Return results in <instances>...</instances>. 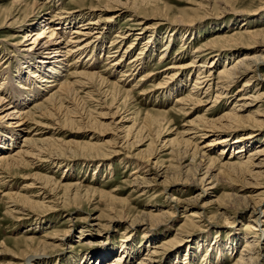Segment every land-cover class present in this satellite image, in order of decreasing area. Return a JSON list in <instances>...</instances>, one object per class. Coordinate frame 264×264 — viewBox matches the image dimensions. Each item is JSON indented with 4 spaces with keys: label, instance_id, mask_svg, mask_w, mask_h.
Here are the masks:
<instances>
[{
    "label": "rangeland",
    "instance_id": "rangeland-1",
    "mask_svg": "<svg viewBox=\"0 0 264 264\" xmlns=\"http://www.w3.org/2000/svg\"><path fill=\"white\" fill-rule=\"evenodd\" d=\"M106 1L109 7L99 17L100 13L96 11L92 15L87 14L92 6L97 5L90 0H0V86L6 84L2 94L7 101L13 98L8 88V77L17 79L20 67L26 66L23 63L24 53L20 51L24 49L22 44L26 45L23 41L26 31L31 30L27 27L37 28L43 25L45 19L52 21L49 23L52 28H60L63 25L57 24H64L65 30L59 31L61 37L65 36L64 42L80 36L71 34L80 22L85 25L87 21L100 20L99 26H92L90 31L92 34L101 33L98 34L100 41L86 52L68 59L65 80L71 83L74 79L70 75L85 70L86 73H100L106 81L132 93L130 105L123 103L122 94L120 102L114 103L112 89L97 87L100 89L97 92V88L93 87L74 99L70 97V104L63 103L60 107L58 104L48 105L47 110L51 111L46 112L53 117L46 114L41 116L45 112L42 111L40 115L38 113L31 117L30 124L20 128L22 134L15 146L26 144L23 142L24 136H32L38 141V146L45 141L48 145L40 151L44 159L36 157L35 147L32 154L28 153L23 158L24 166L8 170L0 167V264H27L26 258L21 255L30 249L41 253L33 264H88L89 255H96L97 261L94 256L93 264H105L120 255L123 247L125 251L121 264L143 263V259H148L155 250L156 254L152 255L154 264H205L202 254L208 246L210 250L214 249L207 260L208 264H235L239 253L245 254V240L242 239L245 232L242 230L249 218V211L239 210L229 220L214 216L219 203L228 201L223 194L234 195L240 203L262 198L257 211H264V154L256 153L264 149V99L255 103L249 101L264 92V65L256 73L258 80L254 79L252 86L243 87L247 77H237V82L228 87L230 94L217 100L215 96L221 84L216 78L226 64L229 69L231 65L254 56L255 49L264 48V0ZM111 15L114 18L107 21ZM128 17L133 21H128ZM246 31L257 34L245 35L238 40L231 37ZM212 40L216 41L217 57L198 56L196 52ZM163 51L168 57L161 61ZM167 67L173 69L168 70ZM199 67L212 71L211 82L203 90L200 87L198 92L202 102L181 105L182 102H176L177 96L185 97L197 92L193 87L202 80L196 78L203 76ZM171 75L173 79H169ZM16 81L14 85L25 83ZM168 85L169 91L161 89ZM208 86L210 90L206 92ZM32 88L27 91L28 95H33ZM244 89L247 90L246 96L242 95ZM28 95L24 97H27L26 100L30 99ZM44 96L45 93L35 104L44 103ZM241 96H248L249 100L245 102L252 105L241 111L236 107V116H230L233 106L242 103L239 100ZM32 104L30 100L21 107L31 112ZM180 107L186 111L178 112ZM126 109L128 111L123 113ZM58 110L61 112L58 113ZM158 112L166 113V119L171 123L154 144L148 145L159 130L154 126L152 129L147 127L144 118L150 113L157 121L160 118ZM201 117L206 122L200 121ZM6 122L0 120V129L6 127ZM131 127L132 130H129ZM195 128L197 130H192ZM137 131L138 137H144L139 143H135L131 137ZM192 131H201L203 137L197 138L200 135L195 136ZM126 134H129L127 139ZM226 136L231 142L242 138L250 140L246 139V148L237 154V157L240 156L237 160H227L233 156L234 150L230 148L225 147L222 151L219 145L206 146L215 138L217 143L218 139ZM185 139L196 144L210 160L217 159L221 164L227 161L246 163L247 169H241V176L229 178L221 175L218 184H214L213 178L210 180L212 184L207 185L208 188L213 185L208 190L210 195L194 203L191 200L198 195L199 189L197 184L188 183L192 178L191 172L188 173L189 181L183 183L187 169L176 170L179 155L175 151L179 150L177 145L181 147ZM51 140H55L62 153L56 146H50ZM130 143H134V146L128 147ZM152 147L157 151L149 159L151 167L156 163L161 167L169 166L167 176L170 180L167 185H163L162 179H159L148 188L137 189L133 186V178L150 180L152 176L148 168L135 175L132 172L136 166H141L139 159H145ZM47 155L58 157L49 162ZM249 160L251 164H247ZM190 161L188 157L184 164ZM217 173L214 171L212 176ZM44 177L52 180L48 188L60 182L71 191L65 193L62 189L53 192V198L44 200L42 207L38 204L35 206L41 202L35 195L41 196L40 183L44 182ZM73 186H82L83 190H88V194L82 192L80 196L84 193L83 197L71 200ZM26 197L35 203H23ZM14 204L24 206V216L8 213ZM203 204L204 208H197ZM193 212L198 215L203 212L198 224L181 227L189 215H194ZM139 214L151 215L149 221L136 223L134 217ZM160 217L166 218L157 220ZM213 238L218 241L214 246ZM260 239L264 242V233L260 234ZM52 241L53 246L44 247V242ZM170 241L169 245H162ZM200 241H207L203 248L198 246ZM153 244L160 246V249L150 251ZM105 251H110L111 256L103 261L99 253ZM148 253L149 256L146 255ZM217 253L222 255L220 261H216ZM259 257L256 264H264V251Z\"/></svg>",
    "mask_w": 264,
    "mask_h": 264
},
{
    "label": "bare ground",
    "instance_id": "bare-ground-1",
    "mask_svg": "<svg viewBox=\"0 0 264 264\" xmlns=\"http://www.w3.org/2000/svg\"><path fill=\"white\" fill-rule=\"evenodd\" d=\"M90 1H92V2L94 1L97 3L96 6H92V7L90 6L91 9H89V12H87V14L89 13L90 15H92V13H94L96 11V12L101 14V15L98 14V16L100 17V16H102L104 10H107V8L109 7V3L106 0L105 1L104 0L103 1L90 0ZM101 2H102V4H101ZM109 2H110V0H109ZM17 3H19V1H17ZM113 18H114V15H111L106 20L109 21ZM127 20L133 21L132 19H130V17H128ZM43 22H44L43 25H41V26L39 25L37 28H36V26L35 27L34 26L27 27L28 29L31 28V30L26 31V33L24 35V39H23V41H24V43H26V45L24 46V44H22L24 49L20 51V53L21 52L24 53V56H23L24 62L23 63L26 66L20 67V70L18 71L20 74H18V76H16L17 79L14 80L12 78V76L8 77V81H9L8 88L13 93V96H12L13 98L12 99L10 98L7 101L6 100L7 98H4V96L2 94V90L5 91V85L6 84L2 83V85L0 86L1 87L0 88V120H6L7 121L5 123V124H7L6 127L5 128L3 127L2 129H0V152L5 151L4 153H0V167H3V168L6 167L5 170L6 169L8 170V169L13 168V167L19 168L20 165L24 166L25 161H23V158L26 157V155L28 153L32 154L35 147L37 148V150L35 149V151H37L36 157H41L44 159V156H43V154H40V151L43 150V146L45 147V145H48V144H46V141L41 142L42 144H40L38 146L37 145L38 141L34 140L32 136L30 138H28V136H24L23 142L26 143L25 145L23 144V145L17 147V146H15V144L17 143V138L22 134V130L20 128L24 125L30 124L29 120L31 119L32 116H34L35 114H38V113H39L38 115H40L42 111H45V112H43V114H41V116L44 114L52 116V114L46 112V111H48L47 110L48 105H57L58 104L60 107V106H62L63 103L70 104V103H68L70 97H72L74 99V97H76V95L81 94L83 92L87 93V91L93 87L112 89V91H113L112 95L114 98V100H113L114 103L119 101L120 94H122L121 97L124 98L123 99L124 104L130 105V102L132 100V98L130 96V94H132V93L129 90H127V91L122 90L120 88H123V87H118L116 84H113V83L106 81L100 73L99 74L90 73V72L86 73L84 70L83 73L78 72V73H74V74L70 75V77H72L74 79V81L72 80L71 83L67 82V80H65L67 78L66 72L68 70H66V67L68 64L66 65V62H68V59H70L73 55H76V54L80 55L84 51L86 52L90 47L94 46L96 43H98L100 41L99 38L101 36H99V35L101 33H93L92 34L90 32L92 29L91 28L92 26H95V25L99 26L100 20L94 19L91 21H87L85 23V25L83 24V22H80V24L77 25L76 28H74L76 30H73V32L71 33V34H80V36L74 37V39L70 40L69 42H64L65 36H63V37L60 36L59 31H62V29L65 30L64 24L59 23V25L57 24V26L63 25V27L52 28L49 24L52 21H48V19H45ZM39 27H41V29L36 32V30H38ZM95 28H97V27H95ZM46 31H48V32L46 33ZM78 32H80V33H78ZM81 32H84V33H81ZM255 34H257V33L256 32L251 33L249 31H246L245 33H235V35H232L231 37H232V39L238 40L245 35L254 36ZM66 40H68V39H66ZM118 40H120V39H118ZM118 40H117V42H118ZM28 41H30V42H28ZM215 43H216L215 40L210 41L208 44H205V46H206L205 48H201L200 50H198L196 52V54H198V56H212V57L216 58L217 54H219V53H217L218 50H215L217 48L214 45ZM112 46H113V44H112ZM115 46H116V42H115ZM116 52L118 53V51H116ZM109 53H108V55H109ZM255 53H254V56H252L250 59H247V60L244 59L243 61L241 60L239 63L237 62L238 64L231 65V68H229V69H228L229 65L226 64V66L224 67V70L221 71V73L218 74V76L216 78L218 80V82H220V84H221V88L219 89V90H221V92H219V90L217 91L216 96H215V100H217L223 96L225 97L230 91V89H228V87L231 84L236 83L239 78H242L245 76L247 77L246 82L243 84V87H245V88L252 86L254 79L258 80V78L256 77L257 76L256 73L264 65V48L255 49ZM140 54L143 55V53H140ZM167 57H168L167 54L165 53V51H163V53L160 55V60L161 61L166 60ZM109 58H110V56H109ZM107 60H108V58H107ZM77 61H78V59H77ZM117 64L118 63H115V65H117ZM224 64H225V62H224ZM119 65H120V63H119ZM190 66H192V65H189V67ZM88 67H89V65H88ZM80 68H82V66ZM199 68H201V70H199V72L202 71L200 74L203 76L196 78L199 81L202 80L200 83H195L196 87H193L197 90V92H196V94L187 95L185 97H183V95L177 96L176 102H180V104L182 102L183 104H181V105H184V103H188L189 105H197V104H200L202 102L201 99L199 98L198 92H200L201 88H202L201 90H203L208 85V83L211 82V80H212L211 79V77H212L211 72L212 71L210 69L209 70L208 69L203 70L202 69L203 67H199ZM172 69H173V67L168 68V70H172ZM172 77L173 76L171 75V77H169V79H171ZM237 77H239V78L236 80ZM37 78H39V79L36 80ZM200 78H202V79H200ZM16 80H19V82L21 81V82H25V83L21 84V85H14V84H17ZM262 80L264 81V77H262ZM4 82H5V80H4ZM36 82H37V84H36ZM194 82H196V81H194ZM255 86H257V85H255ZM30 87H33L32 88L33 95L30 94L31 96L28 95L29 92H27L28 90H30ZM55 87H57V89H54ZM160 88L161 87H159L157 89H160ZM161 89L166 90V92H167L170 90V85L166 86V88L164 87ZM198 89H199V91H198ZM208 90H210L209 86L205 89V91L208 92ZM226 90L228 91L227 93H226ZM93 91H94V89H93ZM96 91L99 92L100 89L97 88ZM242 91L244 93L242 95L246 96L247 90L244 89ZM44 93H45L44 97H46V98H44V103H38L37 102V104H35V101H37V99L39 97H41L42 94H44ZM15 94H16V96H14ZM27 95L30 98L28 100H26L27 97L24 98ZM84 96H86V95H84ZM245 96H241L240 99L238 98L240 100V102H242V103L238 106H237V104H235L233 106V109L231 111L230 116H236V112H235L236 107H239V110L241 111L242 109L245 110L248 106L252 105L251 104L252 102L255 103V102L262 101V99H264V92L260 93L255 98L252 97L251 100H249L247 98L248 96L247 97H245ZM77 98H78V96H77ZM30 100H31V102L34 103V104H32L33 110H31V112L28 110L26 111V110H24L23 107H21L22 105L24 106V103L26 104V102H28ZM245 100L246 101L249 100L251 103H246ZM214 102H216V101H214ZM236 103H238V102H236ZM71 105H72V103H71ZM54 107H56V106H54ZM181 107L178 109L179 110L178 112L184 113L186 110L184 108H181ZM49 108H52V107H49ZM65 108H67V107H65ZM74 108H76L75 105H74ZM118 110H119V108L116 110L115 113H117ZM189 110L191 111V109H189ZM50 111H48V112H50ZM127 111H128V109L124 110L123 113H126ZM28 112H30V113H28ZM60 112H61V110H58V113H60ZM158 113L160 114V112H158ZM186 113H188V112H186ZM186 113H185V115H186ZM67 116H69V115H67ZM159 116H160V118L157 121H154L153 116L150 113L146 114V116L144 118V123L147 127H151L150 129H152V127L154 126V127L158 128L157 130H159L157 132L156 136H154V138L151 139V141L148 145L154 144L155 140L160 138L164 129H166L167 126L171 123V121L166 119V117H167L166 113H162ZM83 118H84V116H83ZM200 119H201L200 121H205L204 118H202V117ZM207 124H209V123H207ZM211 125H213V124L211 123ZM132 128L133 127H131V129H129V130H132ZM141 128H142V126H141ZM192 130H197V129L195 128ZM26 133L29 134L28 131ZM137 133H139V132L137 131L134 135L132 134L133 136H131V137H133V139H134L133 141L135 143H139L140 141H142V139H144V137H140V136L138 137ZM192 134H194L195 136L200 135L199 137L197 136V138L203 137V133L201 134V131H197L195 133L193 132ZM128 136H129V134H126L125 139H127ZM180 136L183 137L184 135H180ZM146 138H147V136H146ZM246 139L247 138H242V139H237L234 142H231L230 138L228 136H226V137H222V138L218 139L219 141L217 143H216L217 139L215 138L214 140L209 142L206 146L211 147V146L219 145V146H221L222 151L225 147L227 149L230 148L231 150H234L233 156L228 158L227 160H235V159L237 160V158H240V156L237 157V154H241V152H243L246 148V142H247V140H249V139H247V140ZM49 143H51V145H50L51 147L56 146L55 140H51ZM179 145L180 144L177 145V149H179V150L175 151L178 153L177 155H179V158L177 159L178 164L176 166V168H177L176 170L182 171L184 169H187L185 171V173H187V174L185 177V181H183V183H187L186 180L189 181L190 177L188 178V173H189V171L191 172L192 178H191V181H189L188 183L194 184V185L197 184L198 189H199L198 195H196V197H194L191 200V201H194V203L197 201L199 202V200L202 199L204 196L210 195V192L208 193V190H211L213 188V185L211 187L209 186V188L207 185L212 184V182L210 180H212L213 178H214V184H218L219 180L221 179V175H226L229 178L234 177L235 175L241 176L242 175L241 171L243 170V168L247 169L246 163L241 164V163H235V162L227 161L225 164H221L219 162V160H217V159L210 160L208 157H205V152L199 151L198 146L196 144L192 143V141H190V139L182 140V146L180 147ZM132 146H134V143L128 144V147H132ZM56 147L59 149V151H61V149L58 146H56ZM152 149H154V148L152 147L151 151L150 150L148 151L146 158L144 157L145 159H143V158L139 159L141 162V166H136L132 172V175H135V174H138L139 172H141V170L148 168L147 171L150 172L151 174L150 173L149 174L152 176L151 179L149 178L150 180L145 179V178L141 179L138 177L137 178L135 177L136 179L133 178V181H134L133 186H135L137 189L139 187H145V188L147 187L148 188V186H150L151 184H156V182H158L159 179L160 180L162 179L163 185H167L169 182L168 180H170L169 179L170 177L167 176L169 173V169H170L169 166L168 167H161V166H157L156 165L157 163H156L153 165V167H151V163L149 162L150 161L149 159L152 157V155L155 154V151H157L155 149L154 150H152ZM61 153H62V151H61ZM256 153L257 154H264V149H261V150L257 151ZM59 154H57V155L60 156ZM234 154H235V156H234ZM58 156L54 155V156L48 157V155H47L49 162H53V160H56ZM188 157L191 158V161L189 164L185 165L184 163L186 162ZM16 159H18L17 162L15 161ZM251 163L252 162L250 160L247 161V164H251ZM239 167H240V169H239ZM236 168H238V170H236ZM214 171H218V173L216 175L212 176V173ZM43 181L44 182L40 183V185H41V190H40L41 196L35 195V197L39 198L41 200V202L34 204L35 202L31 201L29 198L26 197L25 200L23 201V203L28 204V205L33 203L35 206L38 204L39 207H42L44 200H48V199L53 198V195H52L53 192H56L58 190L60 191L62 189L64 190L65 193L68 191H71V190H69L70 189L69 187H64V185H62L60 182L55 183V185H52L53 186L52 188L51 187L48 188L47 185L52 181L50 177H44ZM73 187H75V188H73L72 192H70L73 195L71 200H74V199L76 200L79 197H83L82 195L84 193L88 194V190H86V189L83 190L84 188L82 189V186H78V187L73 186ZM82 192H84V193L80 196V194ZM69 197L71 198V196H69ZM223 197H225L228 201L226 203L225 202L219 203L220 205L218 207V212L214 217H221L225 220H229L230 218H234V216L237 214V212L239 210L249 211V218H247L248 219L247 223L244 224V228L242 230L243 232H245L242 235V239L245 240L244 241L245 242V246H244L245 250L243 251V253L245 252V254L239 253L240 255L237 257L235 264H256L260 258L259 257L260 253L264 251V242L261 241V239H260V234L264 233V229H262V227L264 226V220H263L264 219V211H259V212L257 211L258 210L257 208H258L259 204L261 203L262 198L258 199V201H254V202L245 201L243 203H240V202H237L235 200V196L232 194H225V195L223 194ZM174 200L175 199H173V201ZM204 207H205V204H203L201 207H197V208L202 209ZM49 208H51V207H49ZM13 212H14V214H16L18 216H24L26 209L22 205L14 204L13 208L8 213L11 214ZM201 213H199V215H198V213H196V214L194 213V215H189V216L187 215L188 219L186 218L185 222L182 223L183 225H181V227L185 228V227L190 226V225L198 224V219L200 218L201 215H203V212H201ZM139 215L140 216L134 217L137 222L135 220L134 221L138 224H145L147 221H149V218L151 216L149 214H139ZM122 216H124V214ZM152 217H155V216H152ZM13 218H15V216H13ZM165 218L166 217H160L157 220H164ZM229 235L230 234H227V236H229ZM207 241H200L198 243V246H201L203 248V246H205ZM213 241H214V244H212L213 246L216 243H218V241H216L215 238H213ZM170 243H171V241L167 242V243L166 242L162 243V245L163 244L169 245ZM53 244H54V242L52 241V242H44L43 245H44V247H51V246H53ZM156 245L157 244H153L150 251H153V249L154 250L160 249V246H158V245L156 246ZM219 250H218V252H219ZM124 251H125V248L123 247V250L121 251L120 255L114 256L111 261H109L105 264H118V263L121 264L122 263L121 256H122V253L124 254ZM212 251H214V249L210 250L209 246H208L205 253L203 252V254H202V256H203L202 262H205V264H208L207 260L210 259ZM38 252L39 251H37L36 249H30L28 252L24 253L21 256H24L26 258L25 262L27 264H33L36 261V259L37 260L39 259V256L41 253L38 254ZM156 252L157 251L155 250V251L151 252V254L152 255L156 254ZM110 254H111L110 251L109 252L105 251V252L99 253L100 257H103V261L106 258H108V256ZM146 255L149 256V253ZM152 255H150L148 259L144 258L143 263L140 262L138 264H154V261L152 260L153 259ZM213 255H215V254H213ZM216 255H217L216 261H218L222 255L220 253L219 254L217 253ZM94 256L96 259V255L87 256L88 264L89 263L93 264L95 262V260H93ZM14 258H18V256L14 257ZM96 261H97V259H96Z\"/></svg>",
    "mask_w": 264,
    "mask_h": 264
}]
</instances>
